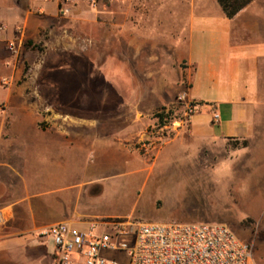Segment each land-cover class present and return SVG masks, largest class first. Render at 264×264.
Segmentation results:
<instances>
[{
  "label": "crops",
  "instance_id": "1",
  "mask_svg": "<svg viewBox=\"0 0 264 264\" xmlns=\"http://www.w3.org/2000/svg\"><path fill=\"white\" fill-rule=\"evenodd\" d=\"M70 5L72 13L64 14ZM71 38L76 55L85 41L91 43L93 73L102 71L101 57L108 64L123 58L122 72L143 73L147 80L160 75L157 86L145 88L178 91L187 85L197 111L165 148L183 144L195 150L218 143L234 154L229 158L233 177L223 182L236 187L245 212L264 227V0H0V209L7 217L0 224V264H54V241L41 233L58 222L86 228L92 221L78 211L48 220L46 204L28 201L31 185L62 179L49 167L62 166L64 155L76 165L85 151L108 165L145 164L137 145L151 134L141 99L135 115L123 116V126L105 130L96 119L84 135L67 114L49 108L43 114L42 99L28 96L27 90L44 82L69 83L67 69L47 66L46 56L51 42L67 49ZM11 43L18 53L9 49ZM131 122L143 126L135 132ZM49 242L53 251L45 245Z\"/></svg>",
  "mask_w": 264,
  "mask_h": 264
},
{
  "label": "rangeland",
  "instance_id": "2",
  "mask_svg": "<svg viewBox=\"0 0 264 264\" xmlns=\"http://www.w3.org/2000/svg\"><path fill=\"white\" fill-rule=\"evenodd\" d=\"M68 7L67 15H70L72 6ZM69 41L67 49L63 44L51 42L46 56L47 66L67 69L69 83L56 79L53 83L44 82L39 89L27 90L28 96L33 100L42 99L40 111L43 110V114L47 113V108L50 113L67 114L73 123L71 126L83 130L84 135L92 132L90 125L96 119H99L98 126L105 130L123 126V116L135 115L139 108L135 104L141 99L142 108L149 111L147 131L151 134L137 145L138 156L145 164L142 167L108 165L97 153L85 151L78 156L76 165L70 155H64L62 166L49 167L61 174L62 179H44L31 185L28 201L35 205L46 204L48 215L43 217L48 220H58L68 211H78L88 220L131 216L139 221L223 222L252 243L255 262L264 264V227L245 212L235 195L236 187L223 182L233 177L235 165L229 158L234 154L227 153L218 143L195 150L183 144L165 148L183 128L162 132L159 115L162 114V119L182 115L184 108L178 96L188 89L187 85L178 91L145 88L157 86L160 75L147 80L149 75L143 73L122 72L119 65H124L123 58L112 59L116 63L108 64V58L101 57L100 65L105 64L100 69L105 71L93 73L91 43L85 41L82 54L76 55L74 38ZM60 53L62 55L58 56ZM140 62L137 59V69L142 68ZM42 76L35 75L37 82ZM107 115H115L116 120L107 121ZM131 124L135 132L143 126L141 122ZM39 125L47 128L49 123L40 121ZM91 180H97L96 185H90ZM97 187L102 190L96 191ZM190 214L217 218L193 220ZM45 245L53 251L52 242Z\"/></svg>",
  "mask_w": 264,
  "mask_h": 264
},
{
  "label": "built area",
  "instance_id": "3",
  "mask_svg": "<svg viewBox=\"0 0 264 264\" xmlns=\"http://www.w3.org/2000/svg\"><path fill=\"white\" fill-rule=\"evenodd\" d=\"M88 1L96 4L101 0ZM62 10L67 14L70 8ZM9 49L19 52L15 43L9 44ZM178 101L183 113L165 118L160 125L165 131L185 127L197 111L198 103L188 89L179 94ZM6 220L0 209V224ZM41 235L54 241V264H257L252 243L223 222L139 221L131 216H111L92 220L86 228L58 222Z\"/></svg>",
  "mask_w": 264,
  "mask_h": 264
},
{
  "label": "trees",
  "instance_id": "4",
  "mask_svg": "<svg viewBox=\"0 0 264 264\" xmlns=\"http://www.w3.org/2000/svg\"><path fill=\"white\" fill-rule=\"evenodd\" d=\"M235 12H236V11H234V12L232 11V12H230L229 14L232 15V14H234ZM159 116L161 117V125H163V124H164V119H162V118H163V117H162V114H160Z\"/></svg>",
  "mask_w": 264,
  "mask_h": 264
}]
</instances>
